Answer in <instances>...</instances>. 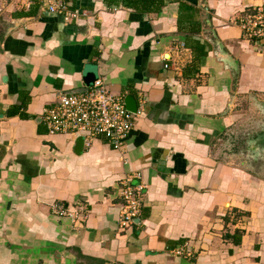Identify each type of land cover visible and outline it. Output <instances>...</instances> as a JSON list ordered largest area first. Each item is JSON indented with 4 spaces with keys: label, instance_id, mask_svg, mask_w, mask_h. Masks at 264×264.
Here are the masks:
<instances>
[{
    "label": "crops",
    "instance_id": "1",
    "mask_svg": "<svg viewBox=\"0 0 264 264\" xmlns=\"http://www.w3.org/2000/svg\"><path fill=\"white\" fill-rule=\"evenodd\" d=\"M65 1L72 22L0 0V264H264V160L244 154L264 124V42L238 21L264 0ZM88 72L137 100L124 154L105 138L78 153L42 120ZM133 172L143 207L122 232Z\"/></svg>",
    "mask_w": 264,
    "mask_h": 264
},
{
    "label": "built area",
    "instance_id": "2",
    "mask_svg": "<svg viewBox=\"0 0 264 264\" xmlns=\"http://www.w3.org/2000/svg\"><path fill=\"white\" fill-rule=\"evenodd\" d=\"M46 5L49 12L62 16L66 22H72L79 16L65 0H47ZM238 21L244 39L264 42V4L241 15ZM186 52L189 50L184 44L174 51L178 57ZM169 67L167 64L166 68ZM138 113L139 110L136 114L128 111L124 96L114 94L102 79H98L85 92L59 95L57 103L43 110L42 120L51 135L85 137L86 146H90L97 138H105L124 154ZM125 163L128 161L125 160ZM140 179L141 174L133 172L121 181L119 193L123 208L118 229L122 232L130 229L141 214L144 193L143 186L137 182ZM78 213L63 207L56 210L60 217L77 218ZM185 247L182 246L176 254H186Z\"/></svg>",
    "mask_w": 264,
    "mask_h": 264
},
{
    "label": "water",
    "instance_id": "3",
    "mask_svg": "<svg viewBox=\"0 0 264 264\" xmlns=\"http://www.w3.org/2000/svg\"><path fill=\"white\" fill-rule=\"evenodd\" d=\"M236 63V62H234ZM98 78L95 73L88 72L85 75L84 81L87 85V88L81 92L87 91L88 88L92 87L97 81ZM80 92V93H81ZM125 104L128 111L132 113L138 112V103L137 100L132 96H127L125 98ZM257 105L262 112V115L264 116V101H257ZM2 118L3 115H0ZM76 151L78 153H81L85 147V137H79L76 140ZM248 158L252 160H256L260 162L261 160H264V124L260 128L259 132L255 133L253 137H251V140L247 143V148L244 153Z\"/></svg>",
    "mask_w": 264,
    "mask_h": 264
},
{
    "label": "trees",
    "instance_id": "4",
    "mask_svg": "<svg viewBox=\"0 0 264 264\" xmlns=\"http://www.w3.org/2000/svg\"><path fill=\"white\" fill-rule=\"evenodd\" d=\"M120 1H124V4L130 5L131 7L133 8L135 7L136 9H138V6L140 4L146 6L151 5L152 0H120Z\"/></svg>",
    "mask_w": 264,
    "mask_h": 264
}]
</instances>
